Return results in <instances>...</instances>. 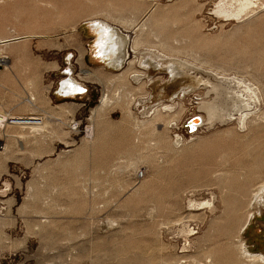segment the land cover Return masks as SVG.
<instances>
[{
  "label": "rangeland",
  "instance_id": "374dc122",
  "mask_svg": "<svg viewBox=\"0 0 264 264\" xmlns=\"http://www.w3.org/2000/svg\"><path fill=\"white\" fill-rule=\"evenodd\" d=\"M236 3L0 0V264H254L238 245L264 252V206L239 231L264 182V0L216 11ZM94 20L126 35L117 68ZM69 76L87 92L64 95ZM214 83L226 113L189 133Z\"/></svg>",
  "mask_w": 264,
  "mask_h": 264
},
{
  "label": "bare ground",
  "instance_id": "6f19581e",
  "mask_svg": "<svg viewBox=\"0 0 264 264\" xmlns=\"http://www.w3.org/2000/svg\"><path fill=\"white\" fill-rule=\"evenodd\" d=\"M235 1L237 2L236 3L237 7L235 9H227V8L223 7L222 5H220V7H218L216 9L217 13L224 14L225 16H238L244 10V8L248 4H250V2H251V0H235ZM90 23L91 24H89V25H91L93 30L97 33V37L94 40H96L95 41V48L97 49L96 53L99 55L98 56L95 55V58L98 57L99 59L107 60L108 63L111 65L113 64V62H115L116 68H117V65H121V63L123 62L122 57H124L127 53L126 52L127 50H125L126 49V43H127L126 42L127 41L126 35L120 34L119 31L115 27H113L112 25H110L109 23H106L104 21L94 20V21H90ZM165 47L170 49V47L168 45H165ZM153 55H154V53H153ZM151 59L155 62L158 61L161 66H164V69H167V71H169L171 73L172 77H176L177 75L182 73L181 71L184 70L183 69L184 65L179 64V63L175 62L174 60H170L171 62L169 61L167 63H164L161 60L156 59L155 57L154 58L153 57L147 58L146 62L149 60V62H147V64L150 65V67H151V63H152ZM107 61H105V62H107ZM1 62H3V61L0 57V63ZM180 75H183V74H180ZM60 89H61L60 91L64 95H73L79 91H82V87H81L80 83L76 79L71 78V76H69V78H64L61 81ZM211 90L214 91L215 97L211 101H205V102L202 101L203 103L200 105V109L203 111V113H205V116H204V118L203 117L200 118V116H199V119H194L195 123H198V122L202 123V121H205L206 124L210 125L216 119L222 120L225 113H226V112L225 113L223 112V105H222V102L226 98V92H225L222 84L214 83L211 86ZM33 100H34V97L29 98V102H31V104H32ZM107 101H108L107 97H104L101 99V106H102L101 110H102L103 106H105ZM170 107H171V105H168V104L163 106V108H170ZM158 110H159V108H158ZM146 113H147V111L144 112V114H146ZM0 119H1L0 128L6 127L8 124L7 114L0 111ZM73 126H75V124ZM73 129H74V127H73ZM93 129H92L91 125L90 126L88 125V127H86V131H87L86 133L88 136L91 135ZM94 134H93V136H94ZM87 139H89V138H87ZM260 163H259V165H260ZM253 198L255 200L252 203H255L256 207H254V208L251 207V209L248 210V213L245 216L246 217L245 221L243 222V224L240 227V230H239L240 232L244 231L247 228L251 219L256 214H258L260 212V208L262 206H264V182H262L257 187V191L253 195ZM238 249L240 250V253L242 255H244L246 258H249V260H251L254 264L255 263L264 264V252L252 253L249 251V249H247L244 242H242V241H239Z\"/></svg>",
  "mask_w": 264,
  "mask_h": 264
},
{
  "label": "built area",
  "instance_id": "2783aa9c",
  "mask_svg": "<svg viewBox=\"0 0 264 264\" xmlns=\"http://www.w3.org/2000/svg\"><path fill=\"white\" fill-rule=\"evenodd\" d=\"M80 94L79 95H83L84 93L87 92V88L83 87L82 91H79ZM194 119H199V115H195L193 117H191L188 122H187V129L189 133H194L195 131H197L200 127H201V122L195 123ZM0 123H1V119H0Z\"/></svg>",
  "mask_w": 264,
  "mask_h": 264
}]
</instances>
